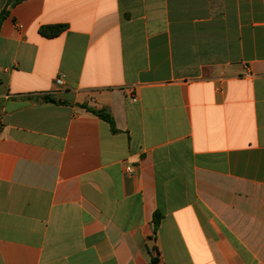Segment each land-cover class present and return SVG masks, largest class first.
I'll use <instances>...</instances> for the list:
<instances>
[{"label":"crops","instance_id":"obj_1","mask_svg":"<svg viewBox=\"0 0 264 264\" xmlns=\"http://www.w3.org/2000/svg\"><path fill=\"white\" fill-rule=\"evenodd\" d=\"M7 4L0 264H264V0Z\"/></svg>","mask_w":264,"mask_h":264},{"label":"trees","instance_id":"obj_2","mask_svg":"<svg viewBox=\"0 0 264 264\" xmlns=\"http://www.w3.org/2000/svg\"><path fill=\"white\" fill-rule=\"evenodd\" d=\"M24 0H8V4H7V8H11L13 6H15L16 4L22 2ZM8 14L7 9H5L4 11H2V13L0 14V23L2 21V19ZM66 29V26L64 25H57V26H44L41 27L39 29V34L43 37L46 38H54L59 36L64 30ZM45 102H51V103H55L54 99L51 98L50 96H45L43 99ZM96 116H98L101 120L105 121L106 123H108V125L110 126V129L112 132H115L114 129V124L112 121V118L110 117V115L108 113H105L103 111H92ZM161 216L158 213H155L153 215V226H154V230L156 231L160 222ZM155 260H152L151 264H155Z\"/></svg>","mask_w":264,"mask_h":264},{"label":"built area","instance_id":"obj_3","mask_svg":"<svg viewBox=\"0 0 264 264\" xmlns=\"http://www.w3.org/2000/svg\"><path fill=\"white\" fill-rule=\"evenodd\" d=\"M131 172H132L131 169H129V168L126 169V173L130 174Z\"/></svg>","mask_w":264,"mask_h":264}]
</instances>
